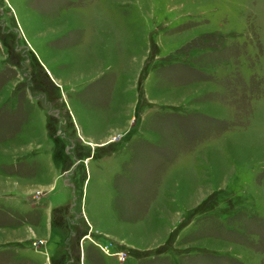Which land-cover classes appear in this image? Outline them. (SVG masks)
<instances>
[{
	"label": "rangeland",
	"instance_id": "374dc122",
	"mask_svg": "<svg viewBox=\"0 0 264 264\" xmlns=\"http://www.w3.org/2000/svg\"><path fill=\"white\" fill-rule=\"evenodd\" d=\"M0 252L264 264V0H0Z\"/></svg>",
	"mask_w": 264,
	"mask_h": 264
},
{
	"label": "trees",
	"instance_id": "16d2710c",
	"mask_svg": "<svg viewBox=\"0 0 264 264\" xmlns=\"http://www.w3.org/2000/svg\"><path fill=\"white\" fill-rule=\"evenodd\" d=\"M201 44V43H200ZM216 44V43H215ZM201 46H202V44H201ZM215 46V45H214ZM214 48V47H213ZM215 49V48H214ZM8 252H0V261L2 262V263H0V264H28V261L25 259V258H21V257H18V258H15V259H17V260H15V261H11V260H9L7 257H5V256H8ZM9 257V256H8ZM5 258V259H4Z\"/></svg>",
	"mask_w": 264,
	"mask_h": 264
}]
</instances>
